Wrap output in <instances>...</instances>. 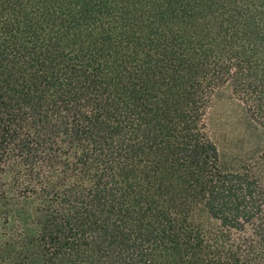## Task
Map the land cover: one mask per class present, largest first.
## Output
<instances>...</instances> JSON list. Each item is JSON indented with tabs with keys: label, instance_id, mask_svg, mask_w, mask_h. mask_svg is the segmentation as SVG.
Instances as JSON below:
<instances>
[{
	"label": "trees",
	"instance_id": "1",
	"mask_svg": "<svg viewBox=\"0 0 264 264\" xmlns=\"http://www.w3.org/2000/svg\"><path fill=\"white\" fill-rule=\"evenodd\" d=\"M0 264H264V0H0Z\"/></svg>",
	"mask_w": 264,
	"mask_h": 264
},
{
	"label": "rangeland",
	"instance_id": "2",
	"mask_svg": "<svg viewBox=\"0 0 264 264\" xmlns=\"http://www.w3.org/2000/svg\"><path fill=\"white\" fill-rule=\"evenodd\" d=\"M243 109L228 90L219 91L209 110L208 128L211 138L223 154L242 146Z\"/></svg>",
	"mask_w": 264,
	"mask_h": 264
}]
</instances>
